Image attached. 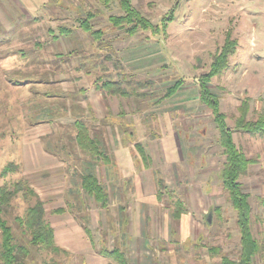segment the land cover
Wrapping results in <instances>:
<instances>
[{"label":"rangeland","instance_id":"rangeland-1","mask_svg":"<svg viewBox=\"0 0 264 264\" xmlns=\"http://www.w3.org/2000/svg\"><path fill=\"white\" fill-rule=\"evenodd\" d=\"M260 57L264 0H0V225L15 264H120L102 254L114 248L125 264L236 262L213 101L248 162L236 184L264 250ZM80 127L102 158L79 146ZM88 174L105 208L80 187ZM37 203L47 250L25 227Z\"/></svg>","mask_w":264,"mask_h":264},{"label":"trees","instance_id":"trees-1","mask_svg":"<svg viewBox=\"0 0 264 264\" xmlns=\"http://www.w3.org/2000/svg\"><path fill=\"white\" fill-rule=\"evenodd\" d=\"M131 21L124 20L122 23H131ZM232 44V43H227ZM233 45V44H232ZM222 54L217 59L214 66H219L221 68V64L223 61L226 60V57L228 54H230L231 50H222ZM232 54V53H231ZM226 63V61H225ZM221 70V69H220ZM118 91L117 93H119ZM205 97V96H203ZM202 98V96H201ZM208 96L204 98V101H208ZM211 104L213 105L212 113L214 116V122L217 125V128L220 131L221 137L224 140V146L225 150L227 151L228 156V162L227 167L224 172V181L223 184L226 185V188L229 191L230 195V204L231 207L236 212V225L239 231V245H240V251L238 255V260L236 262H229L225 258L221 257V264H252L253 260L257 256H262L261 261L262 264H264V250L261 245H259L252 237V234L249 229V213L248 209L246 208L245 203V197H242L240 195L238 184H236V181L238 177L243 174L245 171V168L247 166V160L244 159L240 154L238 155L234 148L231 145L230 141V135L227 133V130L224 126V120L223 116L218 111V102L213 101ZM215 107V109H214ZM83 127V126H82ZM77 143L79 146H83L85 144L90 145L89 147L84 146L83 148L88 149V151L94 156V158L103 157V153L101 152L102 149L98 147L97 142H94L90 140L89 135L85 132L83 128L80 127V132L76 136ZM98 150V151H97ZM98 152V155H97ZM97 155V156H96ZM91 167V166H90ZM80 187L84 192L102 208H105L108 202L107 195L104 193L103 188L100 186L98 181L95 179V177L92 176V174H88L86 178L81 179ZM230 183V184H229ZM2 192H0L1 194ZM3 198V194H1ZM1 201V197H0ZM179 206V210H177L175 213H173L174 218H178L182 214L181 204L177 203ZM184 213V212H183ZM25 227L30 229L32 231V243L35 245H40L44 249L53 248V232L52 229L49 228L47 222L44 219V210L40 203L36 204V207H32L27 211V214H25ZM0 228L3 231V261L7 264H15L16 259L13 257L12 253L15 250L12 243V237L10 235V232L8 229H5L3 225H0ZM85 232L87 234V231L85 229ZM54 250V249H53ZM56 251V250H54ZM113 252H110L108 250L103 251L102 254L106 255L109 258L117 259L119 260L120 264H125L122 262V257L119 256L120 251L116 248L112 250ZM211 253L216 252L215 250H209ZM18 252L21 253L22 256L27 255V250L25 249H18ZM59 252V250H58ZM57 253V251L55 252ZM217 253V252H216ZM7 254V256L5 255ZM116 260V261H117ZM127 264V263H126Z\"/></svg>","mask_w":264,"mask_h":264},{"label":"crops","instance_id":"crops-1","mask_svg":"<svg viewBox=\"0 0 264 264\" xmlns=\"http://www.w3.org/2000/svg\"><path fill=\"white\" fill-rule=\"evenodd\" d=\"M259 61H261V65H264V58L263 57H260L259 59H258ZM251 61H253V62H256L255 60H253V56L251 57ZM249 65L250 64H252V63H248ZM246 75H248L246 72L244 73V75H243V78H244V76H246ZM261 89V91H263V89L262 88H260Z\"/></svg>","mask_w":264,"mask_h":264},{"label":"water","instance_id":"water-1","mask_svg":"<svg viewBox=\"0 0 264 264\" xmlns=\"http://www.w3.org/2000/svg\"><path fill=\"white\" fill-rule=\"evenodd\" d=\"M207 221L210 222V215L208 216Z\"/></svg>","mask_w":264,"mask_h":264}]
</instances>
